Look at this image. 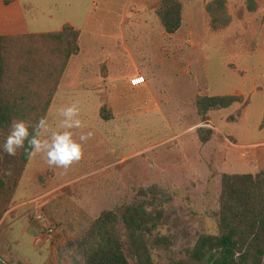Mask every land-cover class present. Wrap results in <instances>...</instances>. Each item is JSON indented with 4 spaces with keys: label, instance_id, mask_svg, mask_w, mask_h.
Here are the masks:
<instances>
[{
    "label": "rangeland",
    "instance_id": "obj_1",
    "mask_svg": "<svg viewBox=\"0 0 264 264\" xmlns=\"http://www.w3.org/2000/svg\"><path fill=\"white\" fill-rule=\"evenodd\" d=\"M201 1L189 0L185 4L186 12L188 6L200 11L195 28L201 36L195 35V43L203 49L194 52L184 44L192 42L186 31L194 26L193 21L187 16L185 31L182 24L173 34L165 31L157 14L160 0H148L137 13L138 18L126 19V38L138 56L142 72L130 77L129 83H143V74L148 76L149 110L141 113L143 106H135L138 113L122 123L114 100L113 105L109 104L94 93L73 100L61 98L46 111L43 117L58 129L61 118L57 108L79 103L85 127L74 130V138L78 140L81 132L89 131L93 136L84 143V156L78 163L65 170L49 166L42 154L28 156L22 162V149L11 157L0 148V178L4 184L0 185V264H54L56 254L64 256L59 258V264H82L79 238L87 226L101 211L119 210L130 203H142L149 210V224L156 223L149 236L150 242L159 236L158 242L151 243L153 264H177L188 259V250L200 233L217 231L221 174L255 173L264 167V143L241 146L264 141V125L255 126L262 117L264 92L248 94L251 84L264 85V52L256 53L264 50V0H256L252 11L245 0H225L229 20L216 29L211 27L206 9L209 0ZM32 2L55 7L53 15L58 18L66 11L77 17V22L101 4L100 0ZM172 44L182 45L178 48ZM243 47L250 53L240 57ZM191 54L188 65L186 57ZM189 66L190 73L178 70H188ZM233 89L246 91V97L239 94L240 100L218 109L197 107L199 94L216 95ZM123 92L137 102L147 100V94L138 90L133 97L129 87H124ZM152 94L160 103L158 108L153 106ZM245 105L246 114L234 122ZM101 110L108 113V118L101 117ZM209 115L220 131L204 124ZM184 127L187 133L177 135ZM198 128L202 137L208 132L209 137L201 140ZM8 131L9 127H0V146ZM174 134L177 136L167 139ZM234 140L237 145L230 142ZM16 157L19 158L14 160ZM262 261L264 264V256Z\"/></svg>",
    "mask_w": 264,
    "mask_h": 264
},
{
    "label": "trees",
    "instance_id": "obj_2",
    "mask_svg": "<svg viewBox=\"0 0 264 264\" xmlns=\"http://www.w3.org/2000/svg\"><path fill=\"white\" fill-rule=\"evenodd\" d=\"M224 2L209 0L206 4L213 29L229 20ZM245 3L251 11L257 6L256 0ZM181 12V0H160L157 14L165 31L172 33L181 25ZM77 36L78 30L68 23L59 30L0 35L1 128H8L13 119L37 122L45 115L69 56L78 50ZM240 99L239 94H199L196 103L207 110ZM100 114L108 118V113L101 110ZM197 130L201 140L209 137V132L202 137L201 128ZM28 156L22 149V162ZM0 185H4L1 178ZM216 215L217 231L200 233L188 250V259L176 263L263 264L264 167L255 173H222ZM149 218L142 203L101 211L79 238L83 264H130V258L136 264H153L151 243L158 242L159 236L149 241L156 227L154 222L149 224Z\"/></svg>",
    "mask_w": 264,
    "mask_h": 264
},
{
    "label": "crops",
    "instance_id": "obj_3",
    "mask_svg": "<svg viewBox=\"0 0 264 264\" xmlns=\"http://www.w3.org/2000/svg\"><path fill=\"white\" fill-rule=\"evenodd\" d=\"M182 1L183 12L181 24H184V21L186 20L185 17L187 18V16H189L190 20L193 21L194 24V26L192 25V27H189L186 31V33L188 32L187 34L192 42L188 44L184 41L183 42L188 50L193 52L197 49L201 50L202 47L199 48L200 46L195 43V38H198V36L195 37V35L200 34L198 29L195 28L197 22L196 19L198 18L197 14H200V11L195 8L192 10L188 6L187 9L189 10L186 12L185 4L189 0ZM207 1L208 0H202L201 2L205 3ZM147 2L148 0H100V6L94 10L93 13L84 15L82 20L77 22V17L75 18L66 11H64V13L58 18L57 15H53L55 13L52 9L55 7L45 6L42 2L40 4H34L32 0H0V35L59 30L65 23H68L76 28L78 30V50L77 52L71 54L67 60L65 70L58 82L48 111L51 107L56 105L54 102L61 98H70L73 100L74 98L89 97L91 94L94 96V93H97L99 97L106 98L107 101L110 102L109 104L112 102L113 105L114 100V105L120 110L118 114L121 118H123L122 123H127L126 120H129L130 115L138 113V111L134 109L135 106H143L140 111L141 113L149 110L148 76H146L145 73L143 74L145 77L143 83L137 85H131L129 83L130 77L141 74L142 72L139 70V65H141V63L139 62L138 56L126 38V35H128L126 19L134 20L138 18L137 13L147 4ZM205 15L207 14L205 13ZM205 18L207 19L208 17L205 16ZM181 26H179L176 31H179ZM129 30H131V28H129ZM185 30L186 27L183 25L182 31ZM222 31H224V29L220 30V32ZM212 33L213 31H211V35ZM200 36L201 35H199V37ZM172 45H176L179 48L182 44ZM223 45L219 48H222ZM245 50L247 49L243 47L240 57L244 55L248 56L250 51ZM258 52H264V50L256 51V53ZM192 57L193 54L186 57L188 65L192 62ZM196 59L198 58L196 57ZM224 63L234 65V63L228 61ZM178 70L182 71L184 74L190 73L191 66L188 67V70L185 68H179ZM124 87H129L130 90L133 91L131 93V97H133L132 95L136 92V90L140 93H146L147 100L144 99L137 102L133 98H128L123 92ZM259 90L264 92V85L253 83L249 87L248 94L260 92ZM59 91H63L61 97L58 96ZM225 93H238L240 95H244V98L246 97V91L241 89H233L232 91L220 94ZM68 95H70V97H68ZM98 96H96V98H98ZM151 98L153 99V106L158 108L160 103L157 99H155L156 96L152 94ZM261 108L263 111L264 100ZM246 112L247 106L245 105L241 116L234 122L239 121V119H241L243 114H246ZM225 116H221V118L227 120ZM205 120H207L204 123L205 125L209 126L211 129L220 131L217 125L212 121L210 115ZM255 126H262L261 118L257 121ZM187 130L188 129L184 127L177 132V135L186 134ZM177 135L174 134L167 139L174 138ZM230 142L233 145H237L236 140ZM263 143L264 141L260 140L250 141L242 143L241 146L249 147L250 145H260ZM60 257L64 256L62 254H60V256L56 254V258L53 260V263L59 264L58 260Z\"/></svg>",
    "mask_w": 264,
    "mask_h": 264
},
{
    "label": "clouds",
    "instance_id": "obj_4",
    "mask_svg": "<svg viewBox=\"0 0 264 264\" xmlns=\"http://www.w3.org/2000/svg\"><path fill=\"white\" fill-rule=\"evenodd\" d=\"M56 111L61 118L58 129L52 127L47 117L39 118L34 125L25 120L13 119L7 136L0 146L2 151L11 157L17 156L21 149H24L30 157L42 154L49 166L65 170L78 163L84 156L83 145L92 138L93 133L81 132L78 140L74 138L76 136L74 130L85 127L80 118L81 108L78 102L60 105ZM29 149L31 151H28ZM5 174L10 172L6 171Z\"/></svg>",
    "mask_w": 264,
    "mask_h": 264
},
{
    "label": "built area",
    "instance_id": "obj_5",
    "mask_svg": "<svg viewBox=\"0 0 264 264\" xmlns=\"http://www.w3.org/2000/svg\"><path fill=\"white\" fill-rule=\"evenodd\" d=\"M136 76H137V75H136ZM135 79H136V80H139L138 77H136ZM48 229L51 230L52 228L49 227Z\"/></svg>",
    "mask_w": 264,
    "mask_h": 264
}]
</instances>
